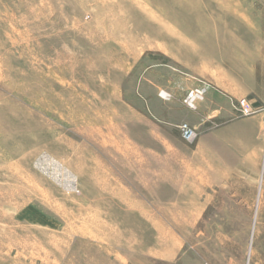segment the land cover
I'll list each match as a JSON object with an SVG mask.
<instances>
[{
    "label": "rangeland",
    "instance_id": "obj_1",
    "mask_svg": "<svg viewBox=\"0 0 264 264\" xmlns=\"http://www.w3.org/2000/svg\"><path fill=\"white\" fill-rule=\"evenodd\" d=\"M259 115L264 0H0V264H264V126L196 152Z\"/></svg>",
    "mask_w": 264,
    "mask_h": 264
},
{
    "label": "crops",
    "instance_id": "obj_2",
    "mask_svg": "<svg viewBox=\"0 0 264 264\" xmlns=\"http://www.w3.org/2000/svg\"><path fill=\"white\" fill-rule=\"evenodd\" d=\"M218 97L219 98L217 99L220 101V104H217V106H221V109L218 111H220L221 114L227 113L228 115H234V107L233 104L228 101V97L224 95ZM261 119V115H259L254 121L243 122L233 119L230 123V126H232L231 128L233 131H235L234 137L226 139V137L222 136L217 143L215 142L214 137L207 135L202 136L196 146V152L200 156L199 163L207 165L206 167L208 168L212 166V164L218 159V161H220L223 165L231 166L228 168V170L245 172L259 171L263 155V144L260 140V132L262 131L263 125L260 122ZM243 124H248L249 127L245 128V130H241ZM225 147L233 148L231 155L222 156L215 153V148H217L219 151V149ZM189 167L191 171H188L194 174V176L192 175V178L194 177V179L197 180L199 176H201V178L205 177L203 175H199V165L191 163ZM205 169V167L200 166V170H203L204 174L206 170L209 171V169Z\"/></svg>",
    "mask_w": 264,
    "mask_h": 264
},
{
    "label": "built area",
    "instance_id": "obj_3",
    "mask_svg": "<svg viewBox=\"0 0 264 264\" xmlns=\"http://www.w3.org/2000/svg\"><path fill=\"white\" fill-rule=\"evenodd\" d=\"M190 100H192L191 97ZM240 110L244 115H251L257 112V109H255L246 98L240 99ZM180 130L182 137L190 143L195 142L199 137V132L197 131V129L187 123H183L180 126Z\"/></svg>",
    "mask_w": 264,
    "mask_h": 264
},
{
    "label": "bare ground",
    "instance_id": "obj_4",
    "mask_svg": "<svg viewBox=\"0 0 264 264\" xmlns=\"http://www.w3.org/2000/svg\"><path fill=\"white\" fill-rule=\"evenodd\" d=\"M202 91H200L198 94H194L191 98L192 99H195L197 96L203 95V92Z\"/></svg>",
    "mask_w": 264,
    "mask_h": 264
}]
</instances>
